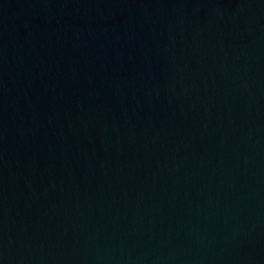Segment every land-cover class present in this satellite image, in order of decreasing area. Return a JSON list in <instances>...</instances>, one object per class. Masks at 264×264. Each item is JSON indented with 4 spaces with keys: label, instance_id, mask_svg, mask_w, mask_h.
Wrapping results in <instances>:
<instances>
[{
    "label": "water",
    "instance_id": "95a60500",
    "mask_svg": "<svg viewBox=\"0 0 264 264\" xmlns=\"http://www.w3.org/2000/svg\"><path fill=\"white\" fill-rule=\"evenodd\" d=\"M0 264H264V0H0Z\"/></svg>",
    "mask_w": 264,
    "mask_h": 264
}]
</instances>
